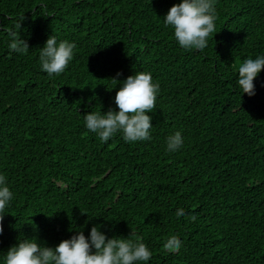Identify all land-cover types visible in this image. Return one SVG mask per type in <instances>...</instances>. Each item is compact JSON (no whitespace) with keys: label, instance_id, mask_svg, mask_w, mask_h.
Listing matches in <instances>:
<instances>
[{"label":"trees","instance_id":"16d2710c","mask_svg":"<svg viewBox=\"0 0 264 264\" xmlns=\"http://www.w3.org/2000/svg\"><path fill=\"white\" fill-rule=\"evenodd\" d=\"M179 2L0 0V174L15 194L0 256L21 238L55 248L102 225L109 238L141 237L148 264H264V70L255 96L236 86L239 65L264 54V0H215L203 52L163 23ZM13 30L26 54L9 52ZM52 35L76 48L50 78L38 57ZM136 72L159 84L151 139L101 142L84 117L118 111L109 79ZM176 131L184 145L169 153ZM170 236L177 253L163 247Z\"/></svg>","mask_w":264,"mask_h":264},{"label":"clouds","instance_id":"9594fccd","mask_svg":"<svg viewBox=\"0 0 264 264\" xmlns=\"http://www.w3.org/2000/svg\"><path fill=\"white\" fill-rule=\"evenodd\" d=\"M162 19L165 27L173 30L175 42L180 48L203 52L209 38L216 33L215 0H180ZM20 27V23L15 25L16 29ZM7 46L10 53L26 54L29 51L28 43L15 30L8 32ZM75 48V43L58 41L55 36H50L39 49L40 70L50 78L59 76L73 60ZM262 70L264 54L247 58L239 65L236 86L240 98L245 94L248 97L255 96L254 81ZM120 75L117 73V77ZM109 81L114 85L113 89L119 85L113 101L118 111H91L84 117V127L104 143L117 134L129 144L150 140L153 126L149 113H153L156 106L159 84L153 82L149 72H136L123 81L117 78ZM165 144L169 153L181 150L184 145L182 133L176 131L168 135ZM14 197L6 176L0 174V235L4 231V213L11 207ZM185 215L183 211L177 210L176 219ZM187 219L194 222L196 217L193 215ZM102 227L92 226L87 237L83 229L73 230L76 234L61 241L55 248L42 246L36 239L21 238L0 256V264H148L151 251L141 237L109 238ZM163 247L169 253H177L182 247V241L176 236H170Z\"/></svg>","mask_w":264,"mask_h":264}]
</instances>
